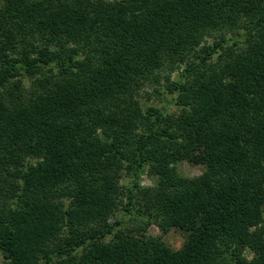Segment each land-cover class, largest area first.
<instances>
[{
    "label": "trees",
    "instance_id": "trees-1",
    "mask_svg": "<svg viewBox=\"0 0 264 264\" xmlns=\"http://www.w3.org/2000/svg\"><path fill=\"white\" fill-rule=\"evenodd\" d=\"M161 85L176 111L142 102ZM0 253L264 264V0H0Z\"/></svg>",
    "mask_w": 264,
    "mask_h": 264
},
{
    "label": "rangeland",
    "instance_id": "rangeland-1",
    "mask_svg": "<svg viewBox=\"0 0 264 264\" xmlns=\"http://www.w3.org/2000/svg\"><path fill=\"white\" fill-rule=\"evenodd\" d=\"M158 88L161 91V94H158L157 92L153 91L152 87H146L145 91L142 92V97H141L142 102L154 104L158 107L164 106L167 108L169 112L176 111L177 109L175 105L170 102L171 95L168 94L167 91L163 89L162 85L159 86ZM176 168L181 175L193 177L201 173L203 166L193 165L188 163L187 161H180L176 163ZM121 181L125 185L128 182V178L124 176ZM155 182H156V177L151 175L147 169H144L141 175V183L143 185H152ZM117 218L120 220L119 221L120 224L118 225V228H121L124 231L133 230L137 232V231H141V229L145 226L143 222L145 220H143L142 217L136 213L124 216L123 211H119L116 213V219ZM110 221H112V219H110ZM145 228H146L147 238L150 239L159 238L173 249L180 248L186 236V233L178 228H171L167 232H162V230H160L159 227L156 226L155 224H149ZM242 256L246 260L250 261L252 259L253 253L247 248L244 250ZM3 262L4 259L2 257V254L0 253V264H4Z\"/></svg>",
    "mask_w": 264,
    "mask_h": 264
}]
</instances>
